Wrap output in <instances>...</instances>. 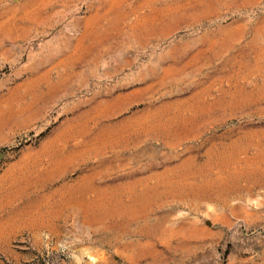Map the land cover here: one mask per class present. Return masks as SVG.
Wrapping results in <instances>:
<instances>
[{
	"label": "rangeland",
	"instance_id": "374dc122",
	"mask_svg": "<svg viewBox=\"0 0 264 264\" xmlns=\"http://www.w3.org/2000/svg\"><path fill=\"white\" fill-rule=\"evenodd\" d=\"M0 264H264V0H0Z\"/></svg>",
	"mask_w": 264,
	"mask_h": 264
},
{
	"label": "water",
	"instance_id": "95a60500",
	"mask_svg": "<svg viewBox=\"0 0 264 264\" xmlns=\"http://www.w3.org/2000/svg\"><path fill=\"white\" fill-rule=\"evenodd\" d=\"M0 157H1V154H0Z\"/></svg>",
	"mask_w": 264,
	"mask_h": 264
}]
</instances>
